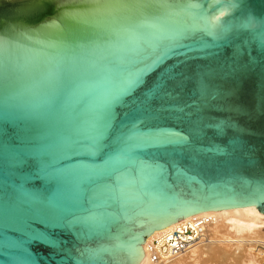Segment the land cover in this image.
Wrapping results in <instances>:
<instances>
[{"label": "water", "instance_id": "water-1", "mask_svg": "<svg viewBox=\"0 0 264 264\" xmlns=\"http://www.w3.org/2000/svg\"><path fill=\"white\" fill-rule=\"evenodd\" d=\"M209 1L0 4V264H138L264 202V0Z\"/></svg>", "mask_w": 264, "mask_h": 264}, {"label": "bare ground", "instance_id": "bare-ground-1", "mask_svg": "<svg viewBox=\"0 0 264 264\" xmlns=\"http://www.w3.org/2000/svg\"><path fill=\"white\" fill-rule=\"evenodd\" d=\"M224 16L215 13L209 28ZM140 245L138 264H264V202L200 211L154 230Z\"/></svg>", "mask_w": 264, "mask_h": 264}, {"label": "rangeland", "instance_id": "rangeland-1", "mask_svg": "<svg viewBox=\"0 0 264 264\" xmlns=\"http://www.w3.org/2000/svg\"><path fill=\"white\" fill-rule=\"evenodd\" d=\"M21 0H0V4H17Z\"/></svg>", "mask_w": 264, "mask_h": 264}]
</instances>
